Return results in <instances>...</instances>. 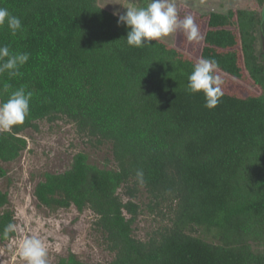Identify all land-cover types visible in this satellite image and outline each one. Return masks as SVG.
<instances>
[{"label":"trees","instance_id":"trees-1","mask_svg":"<svg viewBox=\"0 0 264 264\" xmlns=\"http://www.w3.org/2000/svg\"><path fill=\"white\" fill-rule=\"evenodd\" d=\"M254 1L202 14L204 38L191 56L159 38L129 46V29L98 0H0L22 24L15 36L0 27V45L29 53L20 75L0 74V103L20 87L32 92L25 122L0 131V178L26 149V130L64 120L109 156L99 167L75 152L61 172L43 173L33 196L50 210H89L107 264H264V0ZM202 57L250 93L223 90L205 107L203 92L187 88ZM8 205L0 190L2 241L16 224ZM143 215L155 224L138 238ZM50 264L88 263L69 253Z\"/></svg>","mask_w":264,"mask_h":264},{"label":"rangeland","instance_id":"rangeland-1","mask_svg":"<svg viewBox=\"0 0 264 264\" xmlns=\"http://www.w3.org/2000/svg\"><path fill=\"white\" fill-rule=\"evenodd\" d=\"M150 0H98V3L117 14H123L125 7H146ZM177 9L178 18L187 15L194 18L200 32L204 30L205 20L200 18L209 10L225 11L228 8H252L254 0H169ZM263 7V6H261ZM264 26V24L262 25ZM260 38L264 41V29ZM170 44L181 48L186 54L197 56L202 41L190 42L182 30L161 37ZM249 86V85H248ZM253 92L257 88L252 87ZM222 90L245 95L248 88L225 80ZM252 92V93H253ZM27 147L20 156L9 163H3L6 176L0 178V190L6 191L9 200L8 208L13 209L16 219V230L9 240H0V264H27L19 255V246L24 238L37 236L47 250L48 264L60 257L74 253L78 259L88 264H107L112 257L102 244L99 233L94 232V217L89 210L77 211L73 205L68 208L50 210L39 206L33 196L34 185L43 179L44 172H61L71 161V156L83 150L88 160L99 167L109 156L108 147L93 148L83 142L76 134L74 126L64 120L54 122L39 121L37 130H26ZM1 211V209H0ZM154 221L150 217L139 216L134 226V235L143 238Z\"/></svg>","mask_w":264,"mask_h":264},{"label":"clouds","instance_id":"clouds-1","mask_svg":"<svg viewBox=\"0 0 264 264\" xmlns=\"http://www.w3.org/2000/svg\"><path fill=\"white\" fill-rule=\"evenodd\" d=\"M123 14L117 15V24H123L129 29L126 42L129 46L143 47L151 44L158 38L182 30L190 42H199L204 37L201 35L199 26L191 15L182 20L178 18L174 3L169 0H150L146 7H125ZM7 25L11 35L15 36L22 31L21 20L12 15L5 7H0V27ZM29 60V53L10 51L7 45H0V74L7 71L10 77L20 75L19 69ZM219 65L214 58H200L194 65L193 71L188 76L187 88L192 93L203 92L205 107H216L224 92V83L221 75L217 73ZM174 91V89H173ZM32 92L20 87L11 92L9 98L0 103V131L8 132L14 125L25 122L30 114V100ZM138 183L144 184V173L142 169L136 171ZM16 226L9 223L4 229V235L14 232ZM19 255L27 264H48V250L44 242L37 236L23 239L19 246Z\"/></svg>","mask_w":264,"mask_h":264},{"label":"water","instance_id":"water-1","mask_svg":"<svg viewBox=\"0 0 264 264\" xmlns=\"http://www.w3.org/2000/svg\"><path fill=\"white\" fill-rule=\"evenodd\" d=\"M261 16L264 17V6H263V8H262V10H261Z\"/></svg>","mask_w":264,"mask_h":264},{"label":"flooded vegetation","instance_id":"flooded-vegetation-1","mask_svg":"<svg viewBox=\"0 0 264 264\" xmlns=\"http://www.w3.org/2000/svg\"><path fill=\"white\" fill-rule=\"evenodd\" d=\"M262 6H264V3H263V5H262ZM262 8H263V7H261V9H260V13H261V10H262Z\"/></svg>","mask_w":264,"mask_h":264}]
</instances>
